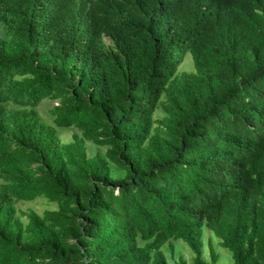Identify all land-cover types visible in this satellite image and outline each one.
I'll use <instances>...</instances> for the list:
<instances>
[{
    "label": "trees",
    "instance_id": "1",
    "mask_svg": "<svg viewBox=\"0 0 264 264\" xmlns=\"http://www.w3.org/2000/svg\"><path fill=\"white\" fill-rule=\"evenodd\" d=\"M213 238L264 264V0H0V264H218Z\"/></svg>",
    "mask_w": 264,
    "mask_h": 264
},
{
    "label": "rangeland",
    "instance_id": "2",
    "mask_svg": "<svg viewBox=\"0 0 264 264\" xmlns=\"http://www.w3.org/2000/svg\"><path fill=\"white\" fill-rule=\"evenodd\" d=\"M187 59L188 60H186V62L183 63L182 67L184 69H188V70L194 69V62L192 60L191 55H189ZM189 61L191 62V65L188 63ZM49 106H50V103L45 101L41 104V106L39 108L41 115L47 121H51V118L49 117L48 112H47ZM74 131H75L74 128L61 129L60 136L64 141H69L70 139H72ZM88 144H89V150L91 152L96 150V147L94 146V144H92L91 142H88ZM41 198H43V197H41ZM41 198L36 199L32 202L30 201V202L19 203V206H20L21 210H24V211H28L29 209L33 208L38 212H43L47 208H51V209L57 208V203H55V202L49 203L46 200L41 199ZM210 237H212V234L210 232L206 231L204 234V242H205V244H207L206 248H205V253H206L207 258H209V256H210L209 255V253H210L209 252V246H208ZM213 241H214L216 249L220 253V259L218 261V264H233L234 260H233L232 253L224 247L221 248L219 241L216 238H213ZM174 244L175 245H174L173 250L169 246H167L168 251H169L167 253H168L169 260L171 263H173L172 254H170L171 251H173L175 260L178 259L179 255H181V254L188 257V259L191 257L190 253L187 252L188 247L185 244H183L182 241L181 242H178V241L174 242Z\"/></svg>",
    "mask_w": 264,
    "mask_h": 264
}]
</instances>
